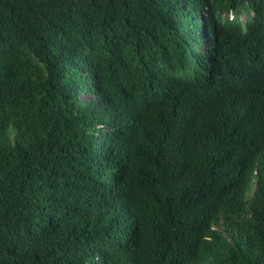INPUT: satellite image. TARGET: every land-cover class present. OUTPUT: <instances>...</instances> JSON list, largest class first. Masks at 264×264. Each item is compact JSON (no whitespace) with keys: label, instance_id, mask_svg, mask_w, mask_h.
Listing matches in <instances>:
<instances>
[{"label":"trees","instance_id":"16d2710c","mask_svg":"<svg viewBox=\"0 0 264 264\" xmlns=\"http://www.w3.org/2000/svg\"><path fill=\"white\" fill-rule=\"evenodd\" d=\"M0 264H264V0H0Z\"/></svg>","mask_w":264,"mask_h":264}]
</instances>
